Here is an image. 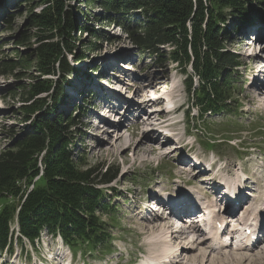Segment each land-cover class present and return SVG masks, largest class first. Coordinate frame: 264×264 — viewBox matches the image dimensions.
<instances>
[{
	"label": "rangeland",
	"instance_id": "374dc122",
	"mask_svg": "<svg viewBox=\"0 0 264 264\" xmlns=\"http://www.w3.org/2000/svg\"><path fill=\"white\" fill-rule=\"evenodd\" d=\"M86 1L88 4L83 0H79V2L76 0L71 1L68 4L73 9L74 24L85 26L89 32L76 31L74 33V53L79 52L84 59L74 62L71 60L72 55H68L67 60L74 70L65 76L66 83L62 94L64 95L65 92V97L68 96V98L63 99V103L57 108L56 113L65 115L66 119H71L78 124L70 129L73 137L70 152L73 160L76 159L77 154L81 155L83 159L81 169L89 166L99 168L104 165L117 168L119 171L117 178L111 184L99 186L100 189L104 190L103 195L106 199L103 201L105 203L109 202L110 208L103 211L98 210L94 213L99 222L104 224V231L108 233V237L97 243L95 248L104 251L110 246L112 238L114 247L111 246V248L113 251L115 248V253L107 254L106 256H103L101 251L98 254V251L96 253H88V245L80 244L78 247L81 251L87 253L86 257L80 258V253L78 252L77 256H73L72 264H92L99 259L103 261L101 264H128L133 262V258L141 257L142 247H146L148 251V242L150 240L142 233V228L146 225V221L133 215L138 212L140 206L136 207L131 201H128L126 206H130V209L122 211L121 208H116V205L121 201L129 200L131 197L135 200L142 193L158 185L165 186L175 192L184 189L183 186H190L193 189H197L200 195L207 193L205 188V192L202 190V186L195 185L193 187L191 185L199 182V174L197 175V173L195 174L194 171L190 170L186 171L183 168V160L180 158H183L181 156L186 154L190 145L189 151L191 153L205 162L214 161L219 164V171L222 174L220 172L218 174L215 173L217 177L221 176L220 178L216 177L218 181H225L227 177H234V180H236L235 167L245 171L251 182L256 181L259 186L256 187L257 189H255L254 193H251L252 196L248 198V204L256 207L257 203L264 197L263 189H261L264 188V104L260 103L255 98V95H251L255 91L250 94L252 84L248 83L244 76L238 75L232 84V100L235 101L232 104L233 111L224 114L206 115L201 120L197 117L196 108L191 107L192 100L189 96L191 94L188 95L185 91V74L182 73L179 66L175 62L168 60L166 55L163 56L165 61H159L151 55L141 53L127 37L126 31H131L136 26L137 14L132 13L124 20L117 19L123 27L118 26L117 23L111 25L104 20L106 14L96 0ZM42 6L39 0H35L30 5L27 3L20 4L16 0L0 2L1 62L8 63L11 60H17L18 57L25 56H29L31 61L29 69H16L13 75L0 76V152L10 150L17 139L31 133V120L23 119L22 106L26 103L24 99L29 84L34 83L32 78L37 72L34 68L35 56L32 51L35 46V41L32 38L33 30L28 27L26 20L31 16L32 12L38 13ZM31 9L32 12L30 13ZM7 15H10V20L7 25H4L2 21ZM254 15L252 13L251 15L249 14L247 21L240 24L239 27H237L239 22L236 19L228 20V25L225 26L226 30H228L225 36L229 37L225 43L226 48L238 55V60L241 64L237 70L238 72L244 69V64L247 61L245 53L249 52L243 43L239 44V41L245 39L251 31L257 29L256 26H251L253 22H257ZM6 28H9V30L6 31ZM234 28L237 29L236 32H233ZM27 30L29 32L26 35L29 38L26 40L24 31L26 32ZM92 31L96 34L92 33ZM20 40L22 41L20 42ZM168 49L163 48L161 50L167 53ZM108 65H110L111 69ZM187 72L191 73L189 66L187 67ZM98 78L101 79V82L97 81L100 80ZM150 78L153 83L147 86L150 87V89L146 90L147 94L153 95L152 93L155 92L154 96L161 97L162 103L152 108H146L147 113L152 112L153 109L165 111L161 113L160 117L162 119L178 122L166 130L168 136L165 135V132L157 137L158 139L155 140L156 142L153 146L161 147V150L153 154H145L144 161H147L144 162L136 154H133L131 148L124 150L122 143L115 142L113 147H111L110 143L114 142L115 134L109 132L103 134L100 132L96 135L97 137L95 136V131L100 129V127H97L95 116L103 114L104 105L100 101H91V94L88 91L92 89L96 92L95 94L98 98H103L104 95L106 96L108 88L109 92L116 90V88L119 89V96H125L124 98H126V100L120 102L114 101L116 107L121 109L119 111L121 113L131 101L137 105L141 104V97L137 95L136 86H143L144 80ZM194 83L195 85L197 84L195 81ZM154 85L158 86V91L152 89ZM98 92H102L104 95ZM51 101V98H48L49 105ZM90 101L91 105H97L93 110L88 108L90 107L88 104ZM235 107L238 109L235 110ZM188 110L190 114L186 118L183 114ZM134 111H137V114L140 113V110L136 107ZM134 111H131V113ZM130 114L121 119H119L120 114L114 117L108 114L107 116L112 117V119H119V122L118 124L117 122L114 124L110 123V128L103 125L108 131H112L113 127L118 128V132L123 134L125 138L126 145H129V143L134 145L140 136L137 134L148 127L146 125L147 122L144 124L147 118L146 113L140 114L142 118L139 117L137 126L134 125L135 121L129 120L132 118ZM159 118L152 116L149 122L156 125L158 123L162 124V122L158 121ZM204 123L210 125L204 131L209 129L213 131L211 136H215L217 130L225 124L229 127L234 126L233 129L235 131L227 134V137L225 136L226 134L216 135L215 139L219 141L215 142L216 146L214 148L207 150L201 143L204 137L197 129L199 126L205 129ZM64 124H66V121ZM127 129L129 130L126 131ZM164 135L168 138V141L164 139L159 143ZM169 136H171L172 141L169 140ZM221 139L226 140L220 141ZM177 143L180 145L178 146ZM95 144H98V146L93 148ZM143 148L146 149L147 147L143 145ZM40 169H42L41 166ZM201 177L206 178V175ZM183 182L186 184H183ZM190 182L191 184H189ZM206 185L205 187H207ZM217 204L218 202H216ZM147 207L149 206L147 205ZM160 210L162 211V208ZM162 214L164 213L156 215L161 216ZM58 242V240H50V235L43 232L41 241L37 243L35 250L26 241L19 242L16 245V250H21L20 260H23L26 253L30 256L31 252L34 253L33 257H40L44 255V251L47 249L55 253L58 249ZM43 244H46V246H43ZM42 246L43 249L41 250ZM261 248H264V243L257 249L252 250L257 252ZM64 252L67 255V249L64 248ZM171 252L174 253L173 250ZM242 253L245 252L242 251ZM247 253L249 252L245 254Z\"/></svg>",
	"mask_w": 264,
	"mask_h": 264
},
{
	"label": "trees",
	"instance_id": "16d2710c",
	"mask_svg": "<svg viewBox=\"0 0 264 264\" xmlns=\"http://www.w3.org/2000/svg\"><path fill=\"white\" fill-rule=\"evenodd\" d=\"M16 1L28 5L35 2ZM39 1L43 5L40 11L33 13L31 9L32 14L26 20L33 30L32 51L37 72L22 106L23 119L31 120V133L17 139L10 150L0 152V248L11 241L10 229L16 223L18 234L31 245L46 229L52 235L59 234L74 250L86 244L94 251L96 244L108 237L104 224L94 216L96 211L109 207L103 202L104 190L99 186L111 184L119 171L104 165L81 169V155L77 154L73 160L70 152L73 140L70 129L78 124L56 113L63 103L65 76L74 70L67 60L68 55H72L74 62L84 59L79 52L74 53V33L89 31L83 25L74 24L73 9L68 4L75 0ZM96 2L106 14L104 20L111 25L117 23L123 27L117 19L137 14L136 26L126 31L127 37L141 53L159 61H165L163 56L166 55L179 66L185 74V89L192 96L199 119L207 114L233 111V71L239 62L225 48L229 39L225 36L226 21L236 19L239 27L251 13L256 19L264 18V0ZM9 20L10 15H7L2 23L7 25ZM236 31L234 28L233 32ZM28 32L24 31L26 40ZM163 48H169L168 52L162 51ZM30 66L29 56L8 63L0 60V76L13 75L16 69L26 70ZM188 66L191 73L187 72ZM194 79H197L195 87ZM48 98L52 100L50 105ZM203 125L205 129L200 126L197 129L204 137L202 145L210 149L219 141L216 135L226 134L227 137L235 131L234 126L225 124L211 136L213 131H204L210 125Z\"/></svg>",
	"mask_w": 264,
	"mask_h": 264
},
{
	"label": "bare ground",
	"instance_id": "6f19581e",
	"mask_svg": "<svg viewBox=\"0 0 264 264\" xmlns=\"http://www.w3.org/2000/svg\"><path fill=\"white\" fill-rule=\"evenodd\" d=\"M108 67L110 68V65H108ZM259 81L258 80L257 81L252 80L250 82V84H252L250 91L251 90L255 91V92H253L252 96L255 95V98H257V100L260 103L262 102V104H264V82H262V81L259 82ZM152 83H153V80L150 78V79L144 80L143 86L142 85L136 86L137 95L141 97L140 98L141 104L138 103L139 105H137V104L133 103V101H131V102L128 101L129 105H128L127 109L124 111L122 110L121 113H119V111L121 109L119 107H116L115 104L106 106V107H108V110L106 111V113L107 112L109 113L112 111L110 113L112 116L120 114L119 119L128 115L129 112L131 110H133L135 107L138 110L143 111L144 114L146 113L145 115L147 118L145 119L144 124H145V122H147L146 125L148 127L146 128V130H142L139 134H137L140 136H139L138 141L134 145L130 144V143H129V145H126L127 143L125 142V138L123 137V134H120L118 132L119 131L118 128L113 127V129H111L112 131H108L105 128V127H107V126L109 127L111 125L110 122L106 121V119H105L106 116H102V118H101V121L105 122V127L103 126V124L101 122V124L97 125V127L98 128L100 127V129H97L95 131V136L98 135V133H100V132L103 134H107L108 132L115 134L114 142L110 143L111 147H113L115 142L116 143L117 142L122 143V145H124V148H125L124 150L131 148L133 154H136L143 161H144L145 154H153V153H156V152L161 150V147H154L153 146V145H155L154 144L156 142L155 140L158 139L157 137L160 136L161 133H159V129L156 128V125L153 124L152 122H149V121H151L152 116L159 118L161 116V113H164L165 111H161V110L158 111V109L152 110V112H149V113H147L148 111H146V108H149V107L152 108L153 106H158L162 103L161 97L154 96L155 92L152 93L153 95L150 94L151 96L147 94L146 90L150 89V87H147V86L151 85ZM68 88H70V87H68ZM157 88H158V86L154 85V87L152 89H156V91H158ZM253 89H255V90H253ZM92 92H93V90L91 89V91L89 93L91 94ZM100 93L102 94V92H100ZM102 95H104V94H102ZM117 95H118V93L116 90H113L111 92L107 91L106 96L104 95L105 97L103 96V98H101V97L100 98L101 99L107 98L103 102L108 103V104L109 103L113 104V101H115V100H116V102L126 100V98H124L125 96L120 97L119 95L118 96ZM65 98L67 99L68 96L65 97V92H64L63 99H65ZM154 98H156L157 100L152 102L151 99H154ZM124 104H125V102H124ZM119 119L116 120L117 124L119 122ZM138 120H139V118H137L135 120V123H134L135 126H137ZM128 130L129 129H127L126 131H128ZM166 141H168V138H166ZM106 142H107V140H106ZM143 145L146 146L147 148L146 149L143 148ZM97 146H98V144H95L93 146V148L94 147L96 148ZM146 161H144V162H146ZM247 180L248 179H244L243 181H240V180L238 181L236 179L233 181L236 185H238V187L241 186V187L247 188L248 187L247 184H249ZM183 184H186V183L183 182ZM189 184H191V182ZM204 184H208L209 186L207 185V187H205ZM191 185H193V187H195V185L202 186L203 189L202 188L201 189L203 191H204V188L206 190V188L208 189V188H210V186H213V188L216 191L219 188L217 178H212L211 180L206 181V183H199L198 182V183H193ZM240 191H241V189H239L238 194L240 196H242L240 194ZM215 193H217V192H215ZM215 193H211L210 195H207V193H203L200 196H202L204 198H209V197H213L215 195ZM178 197L182 199L185 196L179 195ZM244 199L245 198H243V197H239L240 202L241 201L243 202ZM263 204L264 203H260V206L258 208L259 211L262 209ZM147 205L149 206L148 209L152 208L151 204H147ZM147 205L145 206V208H147ZM206 205L208 206L209 204H206ZM160 208H162V207L160 206ZM191 208L195 209V207L193 205H182V204L177 206L175 209L163 207L161 213H164V214H162L161 216L154 214L153 217L148 222H146V225H144V228H142L143 229L142 233L145 234L150 240L148 242V245H149L148 251L149 252H156L158 248L163 249V250H168L170 247H172V244L174 243L178 247L174 252H176L178 254L180 251L179 260H178L177 264H264V248L263 249L261 248V250L257 251V252L248 251L249 253H247V254H245L246 252L242 253V251H247V250H243V249H245L243 247L237 248L234 250H230V251L227 250L226 247H221L219 249L218 248L215 249L211 245H206L207 239L204 237L202 238V234H201L200 229L197 227H194V226L182 228L180 231H177V230L172 231V233L170 235H168L169 229L172 227V224H173V222H172V224L170 222V220L174 217L173 215L180 216V214L181 215L185 214L187 212V210H190ZM205 209H206V207H205ZM177 212H179L180 214H177ZM226 212L228 214H232L231 211L230 212L226 211ZM149 215L151 216V214L149 212H147L145 214V217H149ZM135 216H137V214H135ZM195 217H192L190 215L188 218H195ZM256 246L258 247L259 245H256ZM172 253L173 252L170 251L169 255H171Z\"/></svg>",
	"mask_w": 264,
	"mask_h": 264
}]
</instances>
